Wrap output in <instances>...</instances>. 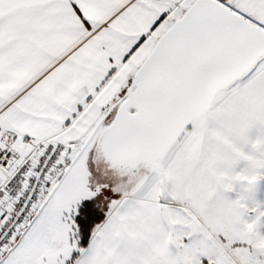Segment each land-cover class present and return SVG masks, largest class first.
<instances>
[{"label": "snow or ice", "instance_id": "obj_1", "mask_svg": "<svg viewBox=\"0 0 264 264\" xmlns=\"http://www.w3.org/2000/svg\"><path fill=\"white\" fill-rule=\"evenodd\" d=\"M0 264H264V0H0Z\"/></svg>", "mask_w": 264, "mask_h": 264}]
</instances>
